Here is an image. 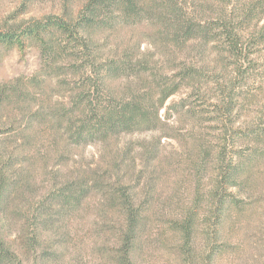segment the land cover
<instances>
[{
  "label": "trees",
  "instance_id": "obj_1",
  "mask_svg": "<svg viewBox=\"0 0 264 264\" xmlns=\"http://www.w3.org/2000/svg\"><path fill=\"white\" fill-rule=\"evenodd\" d=\"M36 1L22 0L13 18L28 13ZM65 2L60 14L0 28V63L10 51L27 47L36 48L42 58L34 74L0 82V264H64L65 227L93 196L104 199L118 220V226H106L117 237L109 264H140L148 221L160 211L152 200L154 173L162 140L173 137L170 118L177 113L195 123L216 119L205 118L207 110L190 102L191 93L167 104L185 86L194 88L196 101L222 102L220 118L227 121L220 136L200 132L185 139L196 178L193 198L167 205L171 211L166 212V225L177 239L179 258L183 264H198L200 223H210L219 236L233 215L242 214L244 191L254 167L264 160L259 148L250 154L237 149L241 142H264L263 130L240 127L241 92L235 84L228 90L230 81L216 84L207 73L225 72L234 63L237 71L243 70L251 47L264 45V25L260 42L246 46L244 39L247 29L252 32L264 19V0H83L76 11ZM141 24L148 33L128 39L126 33ZM144 41L161 47L164 61H154L149 49L142 50ZM210 52L217 54L212 67L206 64ZM40 128L49 131L59 158L67 157L73 146L107 147L122 134L157 135L140 144L141 165L134 178L120 172L121 161L130 159L135 144L116 158L108 157L101 171L64 181L54 174L51 186L30 198L26 193L32 171L25 166L30 165L29 151ZM129 168L135 169V162ZM208 172L213 180L206 187ZM208 247L211 261L222 253V246L212 240Z\"/></svg>",
  "mask_w": 264,
  "mask_h": 264
},
{
  "label": "rangeland",
  "instance_id": "obj_2",
  "mask_svg": "<svg viewBox=\"0 0 264 264\" xmlns=\"http://www.w3.org/2000/svg\"><path fill=\"white\" fill-rule=\"evenodd\" d=\"M82 1L37 0L31 5L28 13L14 19L13 17L21 10L22 0H0V28L6 24L40 18L49 13L60 14L63 12L64 2L68 4L70 10L76 11ZM263 25L264 19L259 23L258 28L253 30L255 33L253 37H251L253 31L247 29L244 35V39H247L246 46L250 41L260 42L257 38H262L259 37V31H262ZM141 26L142 28L138 27L133 33H126L129 35L128 39L132 37L137 40L141 38L140 32L148 33L147 25L141 24ZM248 37H251L249 41ZM141 49H149L154 55V61H164L161 47L144 41ZM207 57L208 63L206 64L210 67L215 66L217 54L210 52ZM232 59L235 60L232 57L227 60L231 61ZM242 62L245 66L240 71H237L238 64L234 63L225 72L220 69L207 73L211 76V81H216V84L230 81V86L229 84L227 86L228 90L235 84V91L241 92L244 99L240 98L239 100L242 103L240 105H243L244 108L240 113L242 119L240 127L245 130L253 127L252 129L264 131V45L251 47L248 59L242 60ZM41 64L42 58L36 48L14 49L0 63V82L10 81L21 75H32L39 70ZM245 69L248 71L244 72ZM210 86H213L212 82ZM190 93L192 95L190 102L198 104L196 108L200 111L207 110L204 113L205 118L216 119L201 123L196 121L198 123L196 124L190 117L183 114L175 113L170 118L168 128L173 137L162 140L160 160L158 165H155L154 173L156 176L155 192H153L152 200L160 207V211L157 214L153 213L148 221L146 232L142 238L140 264H183L175 246L177 239L168 229L166 222L169 220L167 213L171 211V208L167 206L169 202L184 204L193 198L196 178L189 167L190 153L187 154L186 145H190L186 144L185 139L199 137L200 132H209V134L220 136L223 132L222 127L227 125L226 119L224 118L225 120L222 121L220 118L222 102L217 99L209 100L210 103H204L200 99L196 101L193 87H183L179 95L171 98L167 104H170L173 99L185 97ZM56 98L57 94L54 96V100ZM192 107L195 106L192 105ZM37 135L39 136L35 142H32L34 145L30 148L28 155L30 165L25 166L26 168L30 167L32 171L31 189L26 193L30 198H35L48 189L54 180V174L59 176L57 181H64L68 177H74L81 173L90 174L94 170L101 171L107 167L108 157L111 158L115 155L114 158H116L127 145L135 144L136 149L132 150L130 159L121 161L120 172L121 175L129 173L127 177L134 178L141 165L140 144L151 141L157 132L143 131L122 134L107 147L99 143L73 146L67 157L63 158H59L58 153L54 151L55 147L51 143L47 129H37ZM210 136L206 135V138L209 139ZM258 148L264 151V142L258 145L251 141H245L237 147L241 154H250ZM192 156H194L193 152ZM62 161L64 163H60ZM134 162L135 169L131 170L129 166L133 167ZM44 166H46V170H44ZM212 180L211 172H208L203 182L208 187ZM138 191H141V186ZM244 196L246 198L245 210L240 215H233L219 236L214 235L215 229L210 227V223H200L196 240L198 258L200 259L198 264H264V160L254 167L250 186H247ZM117 221L115 212L113 214L104 199L93 196L87 200L65 227L63 237L66 239L67 249L64 255V264H109L110 254L114 255L116 250L117 237L108 231L106 226H118ZM210 240L215 245L222 246L220 248L222 253L215 255L212 261L208 259V242ZM108 252L109 254H107Z\"/></svg>",
  "mask_w": 264,
  "mask_h": 264
}]
</instances>
